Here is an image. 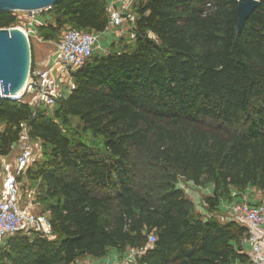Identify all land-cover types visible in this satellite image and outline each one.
I'll return each mask as SVG.
<instances>
[{
    "label": "trees",
    "instance_id": "trees-1",
    "mask_svg": "<svg viewBox=\"0 0 264 264\" xmlns=\"http://www.w3.org/2000/svg\"><path fill=\"white\" fill-rule=\"evenodd\" d=\"M259 1L239 33L238 0H136L132 45L94 54L53 112L0 99V157L18 144L21 123L42 143L43 161L20 180L41 183L54 234L10 236L0 264H77L112 249L146 247L137 264L249 262L247 227L197 216L178 184L212 185L206 197L212 213L233 191L255 188L264 196ZM106 6V0H62L42 12L51 20L37 25V34L57 42L66 27L103 32ZM18 22L16 12L0 14V28ZM72 119L102 138L104 155L64 132ZM151 233L157 240L149 246Z\"/></svg>",
    "mask_w": 264,
    "mask_h": 264
},
{
    "label": "built area",
    "instance_id": "built-area-1",
    "mask_svg": "<svg viewBox=\"0 0 264 264\" xmlns=\"http://www.w3.org/2000/svg\"><path fill=\"white\" fill-rule=\"evenodd\" d=\"M106 1L109 25L105 30H113L120 37L127 35L130 40H135L136 15L133 5L136 0ZM41 12H26V16L10 28H21L29 39L38 37L43 41L37 34L34 20ZM98 42L99 36L96 33L68 28L61 40L56 43L55 51L48 56L45 66H35L32 63L25 87L18 96L11 99L22 100L34 108H55L59 100L75 88L73 74L86 65L97 52L104 55L110 53L98 45ZM20 127L22 129L20 140L15 146L19 152L14 158L11 156L13 151L8 156L0 157V247L5 244L7 238L17 233L37 232L48 239L54 237L48 215L35 210V191L29 190L24 193L20 180L27 169L37 162L42 143L31 138L25 123H21ZM2 130L3 125L0 123V132ZM241 194L233 191L231 198H237ZM229 211L233 221L247 227L245 245L250 250L247 264H264V200L254 207L248 198H245L231 205ZM156 240V235L151 233L149 246ZM147 249L148 247L130 249L129 256L124 259L123 264H137V259Z\"/></svg>",
    "mask_w": 264,
    "mask_h": 264
},
{
    "label": "water",
    "instance_id": "water-1",
    "mask_svg": "<svg viewBox=\"0 0 264 264\" xmlns=\"http://www.w3.org/2000/svg\"><path fill=\"white\" fill-rule=\"evenodd\" d=\"M62 0H0L4 12H33L51 9ZM259 0H238V32L258 7ZM30 39L18 28H0V99L18 96L32 67Z\"/></svg>",
    "mask_w": 264,
    "mask_h": 264
},
{
    "label": "crops",
    "instance_id": "crops-1",
    "mask_svg": "<svg viewBox=\"0 0 264 264\" xmlns=\"http://www.w3.org/2000/svg\"><path fill=\"white\" fill-rule=\"evenodd\" d=\"M36 25L45 23L48 20H51V16L46 13H39L35 16ZM98 34L99 36V42L98 45H100L104 50L109 52H119L122 50L126 45L131 44L132 40H130L127 35L120 37L118 36L113 30H105L103 32H93ZM37 42L35 43L34 48V65L35 66H45L47 64L48 56L51 55L55 51L56 47V41L55 42H44L40 41L37 37ZM99 55H104L103 53L97 52ZM207 193L212 196L213 195V186L207 185L205 187ZM245 198H248L249 203L252 206H257L261 203L262 200H264V196L262 193L258 192L255 188L248 189L246 192H243L241 195H239L237 198H230L225 199L221 202L219 206L218 211L208 212L205 216L202 217V219H206L210 217L208 214H211V216H215L219 221L221 222H231L233 221L231 218V213L229 211V207L233 205L234 203H238L240 201H243ZM244 249L245 253L247 255H250L249 248L245 245L244 241ZM130 249H127L124 252H120L117 249H112L109 254L104 258H92V257H86L84 259H81L77 261V264H123L124 259H126L129 256ZM236 264H244L240 261L236 262Z\"/></svg>",
    "mask_w": 264,
    "mask_h": 264
},
{
    "label": "rangeland",
    "instance_id": "rangeland-1",
    "mask_svg": "<svg viewBox=\"0 0 264 264\" xmlns=\"http://www.w3.org/2000/svg\"><path fill=\"white\" fill-rule=\"evenodd\" d=\"M18 15V20L20 21L26 16V12H16ZM38 15V14H37ZM69 27H66L60 34L57 42H59L64 34V32L68 29ZM37 42L36 38H31L30 37V43L31 47L35 46V43ZM132 45V44H131ZM33 56V55H32ZM33 61V58H32ZM49 113L54 111L53 109H48ZM65 128V133L70 136L73 139H77L83 143H85L87 146L92 147L94 151L99 153L100 155L105 154V149L103 145V140L102 138L95 139L93 134L90 131H85L83 128V125L80 123L78 119H72L70 126L68 128ZM19 152V149L17 147L14 148L13 152L11 153L12 158H14L17 153ZM44 155H43V149L41 148L38 151V157H37V162L43 161ZM1 166V162H0ZM22 186L24 188V185H26V189H24V193L28 190H34L36 193V199H35V210L38 212H42L48 217L50 216V213L48 211V207L46 202H43L40 197L42 196L43 190L42 187L40 186L41 183L38 182L36 183L35 181H30L28 179H24L21 181ZM178 186L185 191L187 197L191 199V201L195 205V213L197 216H205L209 210L208 206L206 204V197L210 196L206 189L205 186L198 187L196 186L193 182H189L185 179H180ZM41 195V196H40ZM211 217V214H208ZM250 251V250H249Z\"/></svg>",
    "mask_w": 264,
    "mask_h": 264
},
{
    "label": "bare ground",
    "instance_id": "bare-ground-1",
    "mask_svg": "<svg viewBox=\"0 0 264 264\" xmlns=\"http://www.w3.org/2000/svg\"><path fill=\"white\" fill-rule=\"evenodd\" d=\"M18 30H20V31L24 32V31H23V29H21V28H18Z\"/></svg>",
    "mask_w": 264,
    "mask_h": 264
}]
</instances>
